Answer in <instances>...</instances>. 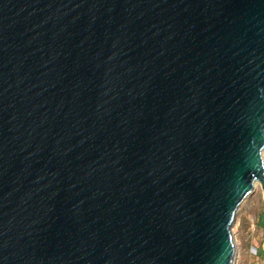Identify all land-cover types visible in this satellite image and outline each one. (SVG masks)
Segmentation results:
<instances>
[{"label":"water","instance_id":"water-1","mask_svg":"<svg viewBox=\"0 0 264 264\" xmlns=\"http://www.w3.org/2000/svg\"><path fill=\"white\" fill-rule=\"evenodd\" d=\"M263 149L264 0H0V264H234Z\"/></svg>","mask_w":264,"mask_h":264},{"label":"rangeland","instance_id":"rangeland-1","mask_svg":"<svg viewBox=\"0 0 264 264\" xmlns=\"http://www.w3.org/2000/svg\"><path fill=\"white\" fill-rule=\"evenodd\" d=\"M264 162V149L262 151ZM264 218V188L256 183L252 195L240 205L232 236L235 246L234 264H264V229L259 221Z\"/></svg>","mask_w":264,"mask_h":264},{"label":"trees","instance_id":"trees-1","mask_svg":"<svg viewBox=\"0 0 264 264\" xmlns=\"http://www.w3.org/2000/svg\"><path fill=\"white\" fill-rule=\"evenodd\" d=\"M259 224L264 229V218L263 217L260 219Z\"/></svg>","mask_w":264,"mask_h":264},{"label":"bare ground","instance_id":"bare-ground-1","mask_svg":"<svg viewBox=\"0 0 264 264\" xmlns=\"http://www.w3.org/2000/svg\"><path fill=\"white\" fill-rule=\"evenodd\" d=\"M243 202V201H242Z\"/></svg>","mask_w":264,"mask_h":264}]
</instances>
